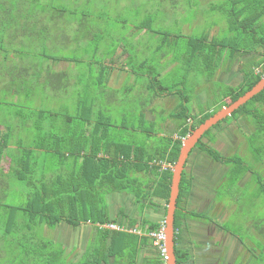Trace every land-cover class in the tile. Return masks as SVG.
I'll use <instances>...</instances> for the list:
<instances>
[{"label":"trees","instance_id":"16d2710c","mask_svg":"<svg viewBox=\"0 0 264 264\" xmlns=\"http://www.w3.org/2000/svg\"><path fill=\"white\" fill-rule=\"evenodd\" d=\"M184 1L188 5L204 2ZM55 2L56 0H0V53L30 51L11 43L15 42L13 39H17L19 28L23 31L34 30L29 27L22 28L19 23L22 20L36 19L38 13L40 15L37 19L47 14L51 20L71 22L68 16L75 13L74 10L62 6L55 7ZM207 10L218 12L226 22V26L221 31L218 29V33L210 34L207 31L193 36L158 31L152 26L157 14L153 16L151 13L146 15L138 26L141 32L159 36L158 50L166 42L177 44L180 39L185 40L183 55L174 53L173 57L174 61H181L185 68V77H182L184 82L181 81L180 86L186 84L187 76H193L197 71L208 82L216 77L224 62L227 63L228 70H231L232 66L241 63L246 55L254 56L240 69L242 79L239 85H225L218 97L209 104L215 108L208 106L206 110L200 109L197 114L189 108V96L185 89L181 92L176 85L166 86L158 80L159 72L153 74L152 79L157 83L155 82V86H148L152 92L158 95L175 94L179 97L178 105L170 113L175 122L176 137L154 134L149 130L150 126H145L146 123L152 126L155 122L146 121L142 106L144 101L140 102L141 109L136 114L134 110L129 114V117H138L137 125L130 129L126 126L125 118L120 126L107 119L93 122L84 118L92 114V110H83L80 104L74 113L46 108L30 112L31 117L35 118L32 126L35 128L36 137L20 145L17 155L7 156L8 168L2 180L6 186L9 182L7 180L12 177L27 188V198L23 206L7 204L0 198V227L5 232L1 234L3 241L13 247L10 248L13 264H165L164 256L153 245L154 240L149 235L159 230L162 223L143 218L139 224L140 230L137 231L136 220L127 218L125 228L122 220L117 221L116 217L109 215L104 198L112 193H125L140 205V212L149 207V203L144 204L149 198H158L167 204L171 168L177 160L182 140L207 117L243 96L264 76V0H207ZM98 17L102 18L100 15ZM216 24L214 21L211 26ZM58 29H61L60 26ZM74 36L78 34L75 33ZM59 38L58 36L57 39ZM38 39L43 41L48 37L38 33ZM4 40L7 43L4 44ZM3 63L5 59L0 60V65ZM1 67L2 65L0 72ZM8 69L10 70L7 72L11 76L14 75L10 72L13 71L11 66ZM45 73V84L51 83L57 92L67 89L69 76L55 75L48 70ZM58 84L63 86H57ZM87 91L88 89L84 94H76L78 103H81V99H87ZM127 115L128 113L126 117ZM239 118L245 119L253 126L251 134L246 137L247 149L252 158H263L264 90L231 116L206 131L195 148L205 153L213 162L226 167L224 179L228 181L230 188H237L246 174H250L252 182L255 181L260 186L259 195L264 196V178L244 158L236 154L223 156L210 147L213 142L212 130L229 119L236 123ZM137 135H141L142 139H138ZM153 136L157 139H153ZM204 138L208 142L205 143ZM7 143L5 139L0 138V161L4 156L3 150L8 148ZM191 190V180L184 170L174 214L176 264H188L191 259L187 249L178 247L183 237L185 221L208 220L206 214L185 208L184 202ZM119 211L122 214V210ZM122 218L126 216L123 215ZM61 223H66L72 228L86 224L95 230L93 243L86 247L76 262H66L69 258L62 246L55 247L54 242L36 235L38 227L54 229ZM110 224L123 229L112 230L105 226ZM220 228L236 237L228 229L222 226ZM257 234L264 240V228L259 229ZM148 248H152V252L140 258L141 252ZM254 255L256 254L252 253V256Z\"/></svg>","mask_w":264,"mask_h":264},{"label":"rangeland","instance_id":"374dc122","mask_svg":"<svg viewBox=\"0 0 264 264\" xmlns=\"http://www.w3.org/2000/svg\"><path fill=\"white\" fill-rule=\"evenodd\" d=\"M57 6L66 7L75 12L68 14L69 20L75 25L71 26V29L75 28V30L70 43L66 48L61 47L59 53L69 56L91 53L93 44L92 41L85 40L87 37L85 36L84 38V32L95 30L97 33L99 31L108 36L126 37L125 44L135 46L143 52L138 61L148 58L150 66H153V68L157 67V62H160L163 56L161 54L166 57L164 58V63L171 62L174 53L183 55L185 52V40L180 39L177 44L166 42L163 44V48L157 50L159 51L157 52L156 47L160 44L159 36L141 32L138 27L146 15L151 13L155 16L157 14L152 25L153 29L175 35L198 36L202 33H207V31L210 34H215L216 32L218 33V29L221 31L226 26L224 18L218 12H207V0L191 5L186 4L184 0H56L55 7ZM98 15L102 17L101 22L95 20ZM91 21L94 25L100 23L101 27L98 28L97 25L93 27V24L89 26ZM214 21L217 24L211 26ZM75 33L78 36L75 37ZM97 38H94L93 41L98 42ZM109 39L110 37H107L108 45L112 43ZM83 43L84 45L82 46ZM253 58L254 56L246 55L241 63H235L230 71H227L228 66L224 62L216 77L208 82L199 71L193 76H187V82L182 87L187 92V95L191 97V102L188 104L191 112L197 114L198 110H206L205 108L208 106L214 109L215 106H210L209 104L223 91L225 87L223 84L237 86L242 79L240 69L245 67ZM177 65L178 67L174 68L172 72L169 69L168 72L163 74L164 84L169 85L172 80L185 77L184 65H182L181 61H178ZM136 66L135 72L139 70L137 73L147 71L146 68L139 69L137 64ZM76 70L82 79L85 73L84 67L79 65ZM93 79V77L88 78L90 86L95 90L98 86H94L95 82ZM195 86H198L199 89L196 90ZM70 87V93L69 88H67V91L61 95H52L53 97L44 101L43 107L54 111L74 113V109H77L75 94L78 92L84 94L86 89L84 90V86ZM141 87L136 86L133 91H126L124 88H120L114 93L116 98H120L122 105L114 108L116 113L114 125L120 126L119 117H117L119 112L128 113L125 119L126 126L129 129L137 125L138 117H129V112L134 110L136 114L141 109L140 102H146L147 98L140 93ZM93 90L91 95L94 93ZM87 93L89 94L90 91L88 90ZM46 94V96H49V92H46ZM157 102L160 104L159 108L166 111L173 108L174 105L171 98ZM163 118L165 119V117ZM163 118L159 116L158 120L162 121ZM232 121L229 119L217 129L212 130L213 142L210 143V147L223 156L233 154L241 156L264 178V157L255 160L247 149L246 137L251 134L253 126L241 118L236 123H232ZM166 125L161 128L159 121L152 126L148 123L145 124L146 127L150 126L149 130L154 134H168L176 137L175 122L170 120ZM137 138L142 139L141 135H137ZM153 139H157V137L153 136ZM203 140L205 143L208 142L205 138ZM191 155L185 170L188 172V169L191 168L193 175H189L193 176L192 179L194 180L195 178L201 186L206 184V205L204 208L190 205L189 209L206 210L208 220H206V224L200 223L203 222L202 220H196L197 223L195 220L190 221L186 229L187 232L184 233V240L182 237L178 247L183 248L186 245L190 248L196 244L195 247L198 248L199 243H206V264H264V240L257 234L259 229L264 228V196L263 194L259 195V184L255 181L252 182L251 175L246 174L237 188H230L228 181L224 179L226 167L214 163L205 153L198 151L197 148L193 150ZM196 163H199L197 165L198 169H194ZM7 182L8 185L0 186V191L3 190L5 194V196L0 198L7 204L23 206L27 198V188L23 183L16 181L12 177ZM199 184L196 183V185ZM201 195L198 192V195L194 196V198L201 197ZM104 199L108 206L109 215L116 217L117 221L122 220L125 228H127V218L136 220L137 231L140 230L139 224L143 218L152 222L164 223L166 204L161 199L149 198L145 200L144 204L149 203L150 205L145 207L142 212L139 209L140 205L136 204L133 198L125 193H112L105 196ZM119 210H122V214ZM123 215L126 218L123 219ZM185 223L187 224V222ZM219 226L228 229L236 237H231V234L228 235ZM3 231L0 227V264H13V261H11L12 253L10 252V248L13 247L8 242L3 241L1 234L5 233ZM36 233L38 237L54 242L55 247L62 246L65 253H67L66 256L69 258L66 259L68 263L76 262L86 247L93 243L95 236V230L86 224L75 229L66 223H61L54 229L38 227ZM195 247L190 249L194 259L199 257V251L195 250ZM151 252L152 248L143 250L140 258L142 255ZM252 253L257 256H252Z\"/></svg>","mask_w":264,"mask_h":264},{"label":"crops","instance_id":"0c3cea01","mask_svg":"<svg viewBox=\"0 0 264 264\" xmlns=\"http://www.w3.org/2000/svg\"><path fill=\"white\" fill-rule=\"evenodd\" d=\"M38 14L40 15V13ZM41 16L44 17L43 15ZM42 17L39 19L36 18L22 20L21 23L18 22L22 28L29 27L34 28V30L28 29L23 31L19 28L17 30V39H13L15 42H12L11 45H17V47L20 48L30 49L29 52L24 50L18 51V53H0V60L5 59V63L1 64L2 67L0 72V138H3L8 142V148L3 150L4 156L0 161L1 187L4 186V182H2V180L4 179V175L6 174L9 163L7 156L9 154L12 156L17 155L20 151V145L30 142L31 139L34 140L36 137L35 128L32 126L35 118L34 116L31 117L30 112H32V110L44 108V101L47 99L49 100V98L53 97L54 94L57 96L67 91L61 90L60 92H57L55 88L51 86V83L45 84V72L47 70L51 71L52 74L55 75H60L63 77L69 76L70 82H68L66 85L67 88H69V93L71 90L70 86H84V90L88 88L90 93L88 94L87 99H81V103H78L77 101V107L80 104L83 110L86 108L92 110V114H88L86 117L84 116V118H88L93 122L101 121L102 119L114 121V117H116L114 108L122 106L120 103V98H116L114 94L120 88H124L126 91H133L136 89V86H142L140 93L143 97L147 98L146 102L144 101V104H142L146 114L145 119L147 122L159 121L160 127L162 126L161 128H164V126H167L166 124H168L170 120H173L170 117V113L178 105L179 101V97L175 94L158 95L148 88V86H155L157 83L154 79H152L153 74H155L156 71L159 72L158 80L164 84L163 74L168 72L169 69L172 72L174 68L178 67L177 61H174L173 58L171 62L164 63V58L166 57L164 54H161L163 56L160 62H157V67L155 66V68H153V66H150V61L148 58L140 59V61H138L140 55L143 54V52H141V50L135 46L125 44L126 37L122 38L115 35L108 36L104 33H100L99 31L97 33L95 30H88L84 32V38L85 36L87 37L85 40L92 41L93 49L91 53L71 56L65 55L59 53V50L61 47L66 48L70 43L74 30L69 28V26L74 25L71 22H67L65 20H51V17L47 14L44 18ZM96 18L97 19L95 20L101 22L100 17L97 16ZM91 24H93V27L95 25H97L98 28L101 27L100 23H96L94 25V23L91 21L89 26H91ZM59 26L61 29H58ZM38 33L47 36L48 39L40 41L38 39ZM3 36L5 35L3 34ZM58 36L60 37L59 39H57ZM96 37H98V42L93 41V39ZM107 37H110L109 40L112 42L111 47V44H107ZM3 43L5 44L7 41L4 40ZM83 45L84 43L82 46ZM42 46H45V48ZM157 47L156 51L158 50ZM169 53L171 54V52ZM3 56H5V58ZM136 64L138 65L139 69L146 68L147 71L137 73L139 71L138 70L135 72V68L137 69ZM143 64L145 65L142 66ZM3 65L5 67H3ZM79 65L83 66L85 70L82 79L76 70L78 69ZM159 65H161V67H159ZM9 66H11V69L13 70L10 71L12 74H14L12 76L7 72L10 70L8 69ZM91 77L94 78V86H98L95 90L92 89L90 86V81L88 80V78ZM31 81L34 83H31ZM181 81L182 83L184 82L182 77L181 79L178 78L176 80H172L169 85H164H176L178 86L177 89L181 90L182 92L184 91V88L182 86L180 87ZM55 82L57 84V81ZM57 86L63 85L58 84ZM195 88L196 90L199 89L198 86H195ZM92 90L94 93L91 95ZM46 92H49V96H46ZM105 97L106 99H104ZM167 98H171L174 105L173 108L166 111L162 108H159L160 104H158L157 101ZM190 102L191 97L189 96V103ZM126 114L127 113L122 112L118 113L117 117H119L120 123L123 122V118H126ZM159 116L162 118L165 117V119L163 118L162 121H160L158 120ZM198 164L199 163H196L194 169H198ZM191 171V168L188 169V172L186 170L188 178L191 177L189 174L193 175ZM194 180L192 183V190L185 200L184 206L189 211L206 213V210L189 209L190 205H197L198 208H204L206 205V184H202L201 186L197 180ZM196 183L199 185H196ZM198 192L202 194L201 197L194 198V196L198 195ZM2 196H5V194L0 191V197L2 198ZM190 221L193 220L185 221L187 224L185 223L183 229V240L184 233L187 232L186 229L188 228V223ZM200 223L206 224V222ZM200 225L203 226L202 224ZM227 234L230 235L229 233ZM195 246L196 244H194L193 247ZM193 247L189 248L186 245L183 247L191 254V259L188 264H206V243H199L198 248L195 247V250L199 251V257L195 259L194 257L192 258V253L190 252V249Z\"/></svg>","mask_w":264,"mask_h":264},{"label":"water","instance_id":"95a60500","mask_svg":"<svg viewBox=\"0 0 264 264\" xmlns=\"http://www.w3.org/2000/svg\"><path fill=\"white\" fill-rule=\"evenodd\" d=\"M264 90V76L259 82L254 85L243 96L237 98L230 104L221 107L209 118L207 117L204 122L199 124L195 129L191 130L189 134L182 140L179 154L176 162L171 168L172 177L170 184V192L168 202L166 204V212L164 219V250H165V264H176L175 251H174V214L176 210V202L179 194V184L181 175L184 170L186 160L200 141L205 132L211 130L214 126L231 116L236 110L243 106L246 102L257 96Z\"/></svg>","mask_w":264,"mask_h":264},{"label":"built area","instance_id":"2783aa9c","mask_svg":"<svg viewBox=\"0 0 264 264\" xmlns=\"http://www.w3.org/2000/svg\"><path fill=\"white\" fill-rule=\"evenodd\" d=\"M164 166H169V165H165ZM107 228L109 229H116V230H122L123 227H119L117 225L114 224H110V225H105ZM164 224H162L161 228L159 230H157L156 232L150 233L149 235L153 238V245L155 247H157L160 251L161 254L164 256L165 259V250H164V239H165V234H164Z\"/></svg>","mask_w":264,"mask_h":264},{"label":"flooded vegetation","instance_id":"af4514ba","mask_svg":"<svg viewBox=\"0 0 264 264\" xmlns=\"http://www.w3.org/2000/svg\"><path fill=\"white\" fill-rule=\"evenodd\" d=\"M203 137V136H202ZM201 140V139H200ZM195 148V147H194ZM193 148V149H194ZM192 156V155H191ZM191 156H188V158H187V160H186V163H185V166H184V170H185V168H186V166H187V163H188V159L189 158H191ZM211 160V159H210ZM212 161V160H211ZM215 163V162H214ZM216 164H220V163H216ZM220 165H222V164H220ZM223 166V165H222ZM225 167V166H224ZM183 170V171H184ZM185 172H186V170H185ZM193 177V176H192ZM192 177H190L189 179L191 180V183H193V179H192ZM195 179V178H194ZM205 181V180H204ZM206 183V182H205ZM204 214H206V213H204ZM196 221V220H195ZM201 221V220H200ZM203 222H206V221H204V220H202ZM211 221V220H210ZM212 223H214L213 221H211ZM210 222V223H211ZM222 230V229H221Z\"/></svg>","mask_w":264,"mask_h":264}]
</instances>
